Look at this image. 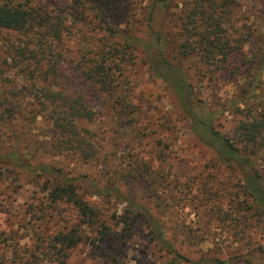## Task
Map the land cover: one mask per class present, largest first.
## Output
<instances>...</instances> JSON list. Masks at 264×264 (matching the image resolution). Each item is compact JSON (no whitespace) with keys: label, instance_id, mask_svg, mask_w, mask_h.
Here are the masks:
<instances>
[{"label":"trees","instance_id":"16d2710c","mask_svg":"<svg viewBox=\"0 0 264 264\" xmlns=\"http://www.w3.org/2000/svg\"><path fill=\"white\" fill-rule=\"evenodd\" d=\"M45 1L40 4L36 0H0V29L31 30L36 43L39 42V45H7L10 58L23 68L29 84L19 94L6 90L0 96V185L7 179L6 172L18 170L28 176L35 175L48 191L43 208L55 210L57 205H70L78 212L82 224L98 223V210L80 193H97V182L88 176L69 177L49 164L33 165L25 161L20 150L25 133L15 131L12 118L21 114L23 104L17 101L19 95L34 90L37 95L33 98L37 100L31 103V108L30 103L24 108H29V112L38 108L33 120L42 114L52 121L56 150L72 151L84 159L104 157L101 151L107 154L102 145L105 137L100 138L97 131L81 123L95 121L97 114L90 108L88 89L69 93L65 87L69 77L83 76L90 87L100 88L109 95L113 120L135 123L133 130H142L144 146L160 147L158 154L165 157L173 148L174 139L161 136L155 142L151 135L156 133L151 130L152 120L141 123L136 116L140 113L137 112L140 103L134 102L122 84L123 65L129 54L140 52L146 59L148 72L167 85L178 112L191 121L192 137L214 152V169L237 171V175L228 178L233 179V195L228 201L229 208L223 210L233 212L236 208L238 213L247 212L264 232V175L256 167L264 150V24L259 21L264 16V0H249L253 5L245 9L239 8L241 0H184L177 13L172 9L174 0H149L136 20L130 19L127 10L130 0ZM70 23L102 33L104 37L95 39L93 44L98 47L94 51H83L80 57L84 64L79 72V67L67 70L64 63L65 53L69 52L65 47L66 33L73 31ZM50 79L57 89L51 88ZM194 80L214 86L233 82L238 91L224 101H207L195 90ZM227 113L239 116L232 131L221 128ZM171 122L175 123L173 117H164L165 125ZM142 163L135 165L136 172L145 175L147 186L157 189L154 187L159 178L152 177L147 162ZM160 179L166 180V176L162 174ZM18 180L15 176L13 181ZM219 180L226 190L224 179ZM217 208L216 211L224 212L221 206ZM141 218L150 226L154 244L173 264L180 260L194 263L166 236L161 219L135 199L128 198L122 228L132 232ZM236 218L241 220L240 216ZM98 227L100 246L111 247L120 242V234L105 221ZM86 238L82 231L78 233L74 229L55 232L53 256ZM238 257L249 260L248 256ZM236 260L231 261L239 264ZM111 264L126 263L113 255Z\"/></svg>","mask_w":264,"mask_h":264},{"label":"rangeland","instance_id":"374dc122","mask_svg":"<svg viewBox=\"0 0 264 264\" xmlns=\"http://www.w3.org/2000/svg\"><path fill=\"white\" fill-rule=\"evenodd\" d=\"M36 1L40 4L46 2ZM133 1L127 3V10L130 19L136 20L142 16V8L148 5L149 0ZM183 1L174 0L173 13L180 11ZM238 5L245 9L253 3L241 0ZM259 21L264 24V16ZM70 24L73 31L66 33L65 47L69 52L65 53L67 56L64 63L67 70L79 67V72L81 64H84L81 54L85 49L94 51L98 45L93 42L103 37V34L82 25ZM12 44L39 45V42L36 43L34 31L0 29L1 97L6 90L19 94L29 84L23 68L10 58L7 45ZM129 56L123 65L121 79L134 102L140 103L137 108L140 113L136 116L141 123L151 119V130L156 131L151 134L155 142L161 136L174 139L173 148L164 157L158 154L160 147L144 146L142 130H133L135 123L124 124L113 120L109 95L100 88L90 87L83 76H74L69 77L70 81L66 80V90L76 93L88 89L90 108L97 114L95 121L81 123L83 127L89 126L92 131H97L100 138L105 137L102 145L107 154L101 151L104 157L84 159L72 151L56 150L53 145L56 136L52 121L42 114L33 120L32 116L38 113L36 107L33 112H29L31 103L37 100L33 98L37 95L35 91L29 89L26 94L19 95L17 101L23 106L19 108L21 114L12 118V124L17 133H25L20 144L22 157L33 165L49 164L61 169L69 177L88 176L95 180L97 193H80L98 210L99 222L92 226L82 224L78 212L70 205H57L55 210L43 208L47 203L48 191L40 178L18 170L6 172L7 179L0 185V264H111L113 255L126 264H173L172 259L152 241L150 226L144 218L139 219L132 232L122 228L128 198L135 199L162 220L166 236L174 240L175 245L193 264H234L232 259H237L239 264H264L262 229L247 212L238 213L239 209L236 208L233 212L223 210L229 208L228 201L233 195V179L228 178L237 175V171L231 172L224 167L214 169V152L192 137L191 121L178 112L172 91L148 72L142 53L136 52ZM50 82L51 88H58L52 79ZM194 82L197 93L207 101H224L234 97L238 91L233 82L216 86L199 80ZM262 84L264 92V73ZM28 103L29 108L25 109ZM167 116L173 117L175 123L165 125L164 117ZM238 120V115L227 113L221 128L232 131ZM145 162L150 165L152 177L159 178L154 187L157 189L152 190L151 186H147L145 175L142 177L135 170V165ZM256 167L264 175V150ZM162 174L166 180L160 179ZM15 176L18 181H13ZM220 178L228 185L226 190L222 188ZM218 205L224 212L216 211ZM239 216L240 221L236 218ZM102 221L120 234V242L111 247L108 244L100 246L98 226ZM69 229L78 233L82 231L88 238L53 256L54 233ZM238 256H248L249 260L243 261ZM175 264L188 263L180 260Z\"/></svg>","mask_w":264,"mask_h":264}]
</instances>
